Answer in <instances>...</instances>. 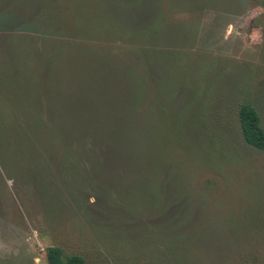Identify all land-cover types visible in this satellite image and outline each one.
<instances>
[{"label": "rangeland", "instance_id": "rangeland-1", "mask_svg": "<svg viewBox=\"0 0 264 264\" xmlns=\"http://www.w3.org/2000/svg\"><path fill=\"white\" fill-rule=\"evenodd\" d=\"M264 0H0V264H264Z\"/></svg>", "mask_w": 264, "mask_h": 264}, {"label": "trees", "instance_id": "trees-1", "mask_svg": "<svg viewBox=\"0 0 264 264\" xmlns=\"http://www.w3.org/2000/svg\"><path fill=\"white\" fill-rule=\"evenodd\" d=\"M238 114L245 141L259 150H264V128L258 110L253 104L246 102L240 105ZM46 255L48 264H87L83 256L65 254L58 246L48 247Z\"/></svg>", "mask_w": 264, "mask_h": 264}]
</instances>
